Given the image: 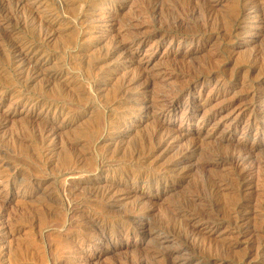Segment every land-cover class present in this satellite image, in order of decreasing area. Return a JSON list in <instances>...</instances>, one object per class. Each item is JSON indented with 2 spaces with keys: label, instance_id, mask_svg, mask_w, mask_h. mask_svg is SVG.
<instances>
[{
  "label": "rangeland",
  "instance_id": "obj_1",
  "mask_svg": "<svg viewBox=\"0 0 264 264\" xmlns=\"http://www.w3.org/2000/svg\"><path fill=\"white\" fill-rule=\"evenodd\" d=\"M252 1L0 0V264H264Z\"/></svg>",
  "mask_w": 264,
  "mask_h": 264
},
{
  "label": "bare ground",
  "instance_id": "obj_2",
  "mask_svg": "<svg viewBox=\"0 0 264 264\" xmlns=\"http://www.w3.org/2000/svg\"><path fill=\"white\" fill-rule=\"evenodd\" d=\"M252 1V0H251ZM261 1V0H260ZM259 4V1L258 0H253L252 2H251V6H250V4H249V9H251L253 12H255L256 13V19H258V22H261V23H263V25H259V26H257L258 28L259 27H262V28H264V7H262L261 5L259 6L258 5ZM263 5V4H262ZM264 6V5H263ZM250 10V11H251ZM261 13H263V14H261ZM33 20H34V16L33 15H28V16H26L25 18H23V22L24 23H27L28 25H33ZM38 32V31H37ZM40 32V31H39ZM15 46V48H16V57H13L14 58V63L15 64H17L16 65V71H17V76H19L20 78H24V77H30L31 76V72L32 71H36L37 69H38V63L37 62H35L36 64L34 65V64H32L33 62H32V60H31V58H29L28 57V55H29V53L28 52H31V50H30V48H28L29 49V51H28V49H25V47H23V46H19V45H14ZM112 48V47H111ZM126 50V48H125V46H123V45H116L115 47H113V49H112V52L110 53L111 55H113L114 54V56H115V54H118V53H122V52H124ZM110 56V55H109ZM15 59H17V61L15 60ZM145 102H147L146 100H145ZM51 104V103H50ZM49 104V107H48V109H51V110H54V111H56V112H63L64 111V108H62V107H60V106H58V105H55V104H52V105H50ZM146 104V103H145ZM48 132H46V133H43L42 135L43 136H48V135H46ZM197 150L196 149H192V153H195ZM100 161H102V158H101V160ZM240 161H242V160H240L238 157H234V158H232V162H234V163H237V162H240ZM67 162V161H66ZM64 163H65V161H64ZM102 164V162H99V166ZM97 170V169H96ZM65 182V181H64ZM108 184V183H107ZM111 186V185H110ZM135 190V189H134ZM103 195V198H107V199H110V198H112L113 197V194H112V192H105V194L103 193L102 194ZM71 206V205H70ZM68 207H69V205H68ZM68 209V208H67ZM120 231V233H125V235H128L129 233H130V231L129 230H124V229H122V230H119Z\"/></svg>",
  "mask_w": 264,
  "mask_h": 264
}]
</instances>
